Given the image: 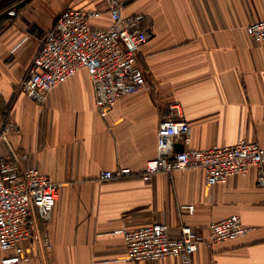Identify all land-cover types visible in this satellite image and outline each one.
<instances>
[{
    "label": "crops",
    "instance_id": "0c3cea01",
    "mask_svg": "<svg viewBox=\"0 0 264 264\" xmlns=\"http://www.w3.org/2000/svg\"><path fill=\"white\" fill-rule=\"evenodd\" d=\"M120 1L123 14L144 16L148 38L138 61L146 86L121 97L102 118L84 69L40 104L22 84L61 10L95 9L104 0H0V118L21 128L9 140L29 156L23 168L36 166L62 183L51 220L36 221L40 239L21 242L28 258L23 264H153L123 259L122 229L165 220L174 235L189 225L206 237L210 222L232 214L252 230L235 240L201 244L193 263L264 264L258 168L212 187L202 169L142 176L147 160L157 155V126L174 104L191 128L189 147L231 145L242 137L264 149V41L254 42L245 30L264 18V0ZM10 8H16L14 17L6 13ZM108 22L105 15L99 23ZM121 166L132 174L99 181L102 170ZM180 204H194V212ZM13 254L0 251V259ZM155 264L182 263L167 257Z\"/></svg>",
    "mask_w": 264,
    "mask_h": 264
},
{
    "label": "built area",
    "instance_id": "2783aa9c",
    "mask_svg": "<svg viewBox=\"0 0 264 264\" xmlns=\"http://www.w3.org/2000/svg\"><path fill=\"white\" fill-rule=\"evenodd\" d=\"M120 0H104L95 9L67 7L61 10L52 27L42 36L38 53L33 58L22 88L26 96L36 103L44 102L47 93L63 84L84 69L94 92L95 109L106 117L121 97L146 86L142 66L138 61L141 46L148 35L142 29V14L125 15ZM14 17L16 8H10ZM105 15L108 24L99 23ZM246 32L254 42L264 41V18L252 21ZM174 111L157 126V155L147 160L142 176L150 180L156 173L202 169L205 184L212 187L225 184L229 177L239 176L251 168H258L257 186L264 189V149L256 141L240 137L231 145H214L210 148L189 147L191 128L178 104ZM20 126L13 120L0 118V251L13 250L0 264H23L22 241L40 239L36 221L46 225L53 216L62 183L51 180L39 168L22 164L29 156L14 149L10 134H19ZM184 148L178 151L175 145ZM129 167L102 170L99 181L122 179L132 174ZM180 209L192 214L194 204H180ZM34 211L37 215L34 216ZM252 230L241 218L232 214L212 221L205 237L189 225L179 227V234L170 231L165 220L151 222L132 229H122L123 259L129 263L148 261L153 264L172 257L182 264H194L193 256L201 244L235 240ZM46 248L50 241L42 238Z\"/></svg>",
    "mask_w": 264,
    "mask_h": 264
},
{
    "label": "water",
    "instance_id": "95a60500",
    "mask_svg": "<svg viewBox=\"0 0 264 264\" xmlns=\"http://www.w3.org/2000/svg\"><path fill=\"white\" fill-rule=\"evenodd\" d=\"M175 148H176V150H178V151L182 150V146H180V145H179V146L176 145Z\"/></svg>",
    "mask_w": 264,
    "mask_h": 264
},
{
    "label": "trees",
    "instance_id": "16d2710c",
    "mask_svg": "<svg viewBox=\"0 0 264 264\" xmlns=\"http://www.w3.org/2000/svg\"><path fill=\"white\" fill-rule=\"evenodd\" d=\"M1 119H3V118H1Z\"/></svg>",
    "mask_w": 264,
    "mask_h": 264
}]
</instances>
